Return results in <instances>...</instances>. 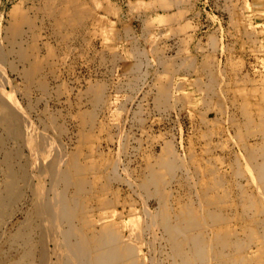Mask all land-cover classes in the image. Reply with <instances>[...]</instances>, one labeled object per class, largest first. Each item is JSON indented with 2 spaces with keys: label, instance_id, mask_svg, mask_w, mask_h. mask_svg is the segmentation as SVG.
I'll use <instances>...</instances> for the list:
<instances>
[{
  "label": "rangeland",
  "instance_id": "1",
  "mask_svg": "<svg viewBox=\"0 0 264 264\" xmlns=\"http://www.w3.org/2000/svg\"><path fill=\"white\" fill-rule=\"evenodd\" d=\"M0 264H264V0H0Z\"/></svg>",
  "mask_w": 264,
  "mask_h": 264
}]
</instances>
